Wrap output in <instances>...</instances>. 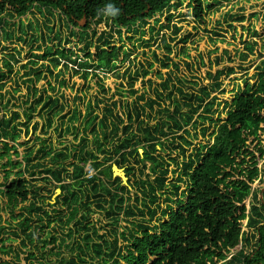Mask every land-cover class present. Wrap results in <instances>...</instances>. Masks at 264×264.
<instances>
[{
	"label": "trees",
	"instance_id": "16d2710c",
	"mask_svg": "<svg viewBox=\"0 0 264 264\" xmlns=\"http://www.w3.org/2000/svg\"><path fill=\"white\" fill-rule=\"evenodd\" d=\"M181 1L0 0V39L4 43L0 42V50H8L5 43L27 44L26 29L32 32L29 45L37 43L39 38L45 40L41 34L37 37L40 26L23 20L27 14L36 11L41 16L46 13L63 17L69 38L62 43L57 32L53 38L58 41L57 46L45 42L44 46L33 47L42 54H33L35 60L30 64L46 61V65L40 66L50 77L61 67L55 74L59 79L58 89L66 86L60 76L63 69L70 67L84 81L88 76L96 80L95 84L104 91L99 84L100 75L117 69L118 64L130 63L129 58L136 50L135 36H150L163 14H168L166 24L159 25V30H171L172 34L162 35L160 39L166 55L160 60L153 52L151 58L164 68L172 65L178 71L180 64L170 58L173 48L168 41L173 42L181 32L175 24L170 26L173 17L170 13L181 6ZM187 1V9L198 26L205 24L206 11L218 5L216 0ZM110 4L119 9L117 15L108 13ZM83 18L86 25L80 27ZM44 26L48 34L53 33L52 27L46 23ZM102 26L106 30L97 31ZM256 34L253 32L252 37ZM190 36L185 32L176 41L180 45L177 52L187 59L190 56L185 45ZM46 39L52 40L50 36ZM73 41L75 46L67 48ZM254 46L250 41L245 50L252 54ZM15 51L0 62L7 73L19 62ZM230 55L227 50H221L215 63L219 64L222 56L232 62ZM235 55L240 62L248 58L242 50ZM205 59L204 53H199L193 61L204 65ZM145 64L146 68L141 64L143 77L154 67L146 59ZM184 64L190 65L188 61ZM254 69V74L243 79L235 91L231 90L223 103L219 102L220 96H224L222 77L233 75V68L217 71L213 76L208 73V83L193 90H186L182 80L172 72L152 90L153 98L147 97L146 92L137 95L131 84L129 95L134 99L130 103L122 101V95L118 94L116 100L109 98V102L104 97H95L92 104L85 106L78 126L81 116L78 106L61 116L59 127H65V133H74V138L82 134L77 145L62 150L38 136L35 137L37 148L20 143V134L29 133L36 110L49 111L46 127L51 128L52 118L68 107V98L63 95L39 94L32 101L37 90L29 87L24 101L29 107L22 113H10L9 118L7 114L0 118V163L4 171L0 189L4 207L0 210L7 211L17 225V230L4 235L0 218V264H21L19 256L24 257V264H33L36 254L41 258L37 264H78V259L87 264V260L80 258L83 252L76 259H69L61 251L65 248L71 253L75 244L79 250L86 249L94 264H264V162L259 167L264 161V60ZM157 74L162 80L160 73ZM28 75L38 80L43 72L34 69ZM6 76L0 70V91ZM47 84L51 91L55 90L50 82ZM81 100L80 96L73 99L75 103ZM65 116L69 126L63 122ZM37 125L31 129L35 131ZM191 138H200L203 143L193 146ZM19 147H24L22 156ZM169 148L167 160L162 152ZM87 164L95 171L89 178L84 171ZM171 165L174 170H169ZM112 166L124 172L125 185L120 178L113 177ZM169 173L176 177L170 180ZM26 176L31 179L27 180ZM39 176H42L40 181L50 182L60 190L54 203H51L52 191L36 184ZM256 182L262 187L254 189ZM90 197L95 198L96 206L109 217L122 213L125 218V226L113 231L111 242L103 240L105 233L98 234L97 219L95 224L89 222L94 215ZM58 226L69 239L66 245L65 239L57 243ZM90 235L101 242H93ZM16 240H20L19 244L13 248ZM90 247L94 255L90 254Z\"/></svg>",
	"mask_w": 264,
	"mask_h": 264
},
{
	"label": "rangeland",
	"instance_id": "374dc122",
	"mask_svg": "<svg viewBox=\"0 0 264 264\" xmlns=\"http://www.w3.org/2000/svg\"><path fill=\"white\" fill-rule=\"evenodd\" d=\"M212 1L213 0H209V2ZM216 1H218V5H215L210 10L206 11L205 24L203 26H198L196 23H194L189 9H187V0H182L181 6L178 7L174 12L170 13L173 14V17L170 21V26L175 24L178 28L181 29V32L177 35L173 42L168 41V43L173 48V53L170 58L176 59L178 64H180L178 71L173 70L172 65H169L168 68H164L161 66V63H154L153 59L151 58L153 52L160 60L165 57L166 54L163 50L160 39L162 35H165L167 37L172 36L171 30H159V25L166 24L165 17L168 14H163L161 22L156 26L155 32L150 35L152 36V40L148 34L144 36H135L133 46L136 50L129 58L130 63L126 62L123 64H118L117 69L105 73V75H100L102 80L99 84L103 86L104 91H102L101 88H99V86L95 84L96 80H94L93 78L91 79V77L88 76L87 80L84 81L83 79H81L80 75H74L70 67H68L66 71L63 69L64 74L60 77H63L65 79L66 86L59 89L56 87L59 79L56 78L55 74L57 73V71H59V69H61V67L53 71L52 77H50L46 70L43 69L42 76L46 77L47 79L41 78V76L40 79L35 80V76H27V74H29L31 70H34L41 64H47L46 61L41 62L40 60L37 61V65L30 64L31 61L35 60L34 58H32L33 54H42V51H36L33 49V47L40 44H43L44 46L45 42L48 46H57L58 41L53 39L55 33L57 32H60V40L62 41V43H64L65 40L69 38V29L67 28L66 20L63 17L59 18L57 17V15L51 17L46 13H44V16H41L36 11H33L32 14H27L23 17V20L30 21L33 26H40L37 37H39L41 34L45 37V40L43 41V39L39 38V41L37 43L29 45L28 40L32 32L26 29L28 33V35L26 36L27 44L21 42H12V44L8 45L7 43H5L8 47V50H0V62L2 60H5L7 55L14 53L13 50H16L15 56L19 61L17 64L13 65V69L10 73H7V70L5 68H2L3 64L0 63V70H2V72L6 73L7 75L3 82H1L4 84V88H2L0 91V118H2L5 114H7V117L9 118V116L11 117L10 113H22L24 112V110H26V107H29V105H24V101L29 95L28 92L30 91L28 88L31 86L33 89L37 90L36 97L31 98L32 101H34L39 94L57 97L63 95L67 97L68 107L59 116L52 118L51 128L46 127V114L49 111L45 110L41 112L39 110H36L32 114V120L28 127L29 133L26 135H24L23 133L20 134V143L24 142L26 144V147L29 146L32 148H37L35 137L38 136L42 139H46L47 141L52 142L57 150H62L65 147H72L74 145H77L79 143V138H81L82 136V134H80L78 138H74V133H65V127H59L61 124V116L66 115L68 112L72 111L75 106H78L81 114L79 122L76 124V126H78L82 116L85 113V106L89 102L92 104L95 97H104L105 99H108L107 101L109 102V98L116 100L118 98L116 94H118L122 95V101H127L128 103H130V101L134 99L133 96L129 95V86L131 84L133 85L132 89L137 91V95L146 92L147 97L153 98L154 93L152 90L156 88L160 82L163 81V78H165V75L167 73L172 72H175L176 76L182 80L181 82L183 83V87H185L186 90H193L195 87L206 85L208 83V73L213 76L217 71L223 70L225 68H233V75L228 78L222 77V89H224V96H220L219 102L223 103L229 97V92L231 90L235 91L237 87H240L243 83V79L250 78V76H252L255 72V66L261 60H264V0ZM252 14H256V16H252ZM241 18H243V21L239 22ZM46 19H49V22H46ZM150 22L152 23V20ZM44 23L53 28L52 34H48V32L45 30ZM247 29H249V31H247ZM103 30H106L104 26L97 29V31ZM185 32L191 34L189 41L185 45V47L189 49V59L183 57L181 54H179V52H177L180 45L177 44L176 41L179 37H182ZM253 32L257 33L255 37H252ZM48 36L52 38L51 41H48L46 39ZM250 41H253L255 43L252 54L249 51L245 50V47L247 46V44H249ZM0 42L1 45L4 44L2 43L1 39ZM73 42V45L69 44L66 45V47L72 48L73 46H75L76 42ZM78 48H82V46H79ZM221 50H227L231 54L230 57L232 62H228L227 58L225 56H222L219 64L215 63V58H220ZM238 50H242L244 53L248 54V58L245 62H240L236 57L235 54ZM142 52L145 53L144 56L141 55ZM199 53H204L205 55L206 59L204 65H202L201 63H195L193 61V58L196 57ZM145 59L149 60V62H152L154 67L151 69V71H149L150 73L148 76L143 77L141 73V64L143 65V68L147 67L145 64ZM184 61H188L190 65L187 67L184 64ZM242 68L246 69V71H244ZM137 72L139 73L137 74ZM157 72L162 76V80L157 76ZM129 78H131L132 80H130ZM29 79L32 80L31 83L28 81ZM148 80L152 81L151 84H149ZM48 82L51 83L50 87L53 86V88L55 89L54 91H51L50 88L47 87ZM75 96H80L82 100L75 103V101H73ZM7 101H9V105H6L7 107L5 106V108L4 105ZM221 110L222 106L219 107V111ZM95 112L98 113L99 111ZM222 112L223 114L226 113V111ZM51 115H53V112L51 113ZM21 120L22 119H20V121ZM63 122L64 124L69 126L67 116H65ZM36 124H38L37 128L35 131H33L31 129V126ZM54 129H57L56 132L54 131ZM22 130L24 132V128ZM198 130L199 128L197 129V131ZM191 141L193 146H198V144L203 143L202 139L200 138H191ZM23 150L24 147L18 148L20 156L24 154ZM169 150L170 148L165 150V152H162V155L165 156L167 160L169 157ZM173 156H175V153L173 154ZM21 161L22 160L20 158L19 162ZM180 161L181 158L178 159V162ZM263 162L264 161L260 162L259 167L262 166ZM4 163L5 161L2 160V165H4ZM21 164L23 165L24 163L21 162ZM86 167L87 170H90V167H88V165ZM171 169L174 170V166L171 165L169 170ZM168 177L170 180L172 178L174 179L176 177V174L173 175L172 173H169ZM3 178L4 171L0 163V189L3 188L1 186V184L3 183ZM41 178L42 176L36 178V184L42 185L47 191H52V194H54L56 186L54 187V184H50V182L40 181ZM11 179L12 176L9 177V180ZM26 179L30 180L31 178L26 176ZM258 187L262 186L256 182L253 188L257 189ZM51 197H53V195ZM106 200H109V197H106ZM89 202L93 203L91 205V209L94 212V215L91 216L89 222L95 224V220L97 219V229H99L98 234L101 235L105 233L106 237L103 240L111 242L113 239V231H116L117 229L119 230L123 226H125L124 216L122 215V213H120L119 215H115L114 213L113 216L109 217L106 212H103L96 206L97 201L95 200V198L90 197ZM107 204H104L105 208H108ZM3 207V199L0 197V208ZM45 210H49L51 216L54 215L53 211H51L50 209L45 208ZM0 218H2L1 227L5 228L4 235L9 234V231L17 230L15 221L10 218V215L7 211L0 210ZM116 220L117 225H115ZM55 232L57 243L61 239H65V245L69 242V239L66 238L65 231L62 230L60 226H58ZM78 234L80 235V237H82L83 235L82 233ZM79 235H77L76 238H78ZM90 236L91 238H93V242H101V240H99L97 237H93L92 235ZM19 241L20 240L14 241V243L12 244L13 248H15L19 244ZM83 244H85V242H83ZM83 244H81V246H84ZM89 246H91V244H89ZM41 250L42 247H40V253H43V251ZM103 250L106 251V248L103 247ZM61 251H63V254L65 256H68L69 259H76L78 254L83 252L84 256H82L81 254L80 258L87 260V264H91L92 262L89 259L88 255H86V249L84 247H81V250H79L77 248V244H75L71 253L65 248L61 249ZM90 251V254L94 255L93 249L91 247ZM35 256L37 259L33 264H37L39 261H41V258L38 256V254H36ZM19 257L22 260L21 264H24V257ZM7 260H9V258ZM227 260H229V258ZM77 263L83 264L79 262V259L77 260ZM92 264H94V261L92 262Z\"/></svg>",
	"mask_w": 264,
	"mask_h": 264
},
{
	"label": "water",
	"instance_id": "95a60500",
	"mask_svg": "<svg viewBox=\"0 0 264 264\" xmlns=\"http://www.w3.org/2000/svg\"><path fill=\"white\" fill-rule=\"evenodd\" d=\"M85 24H86V20L83 18V19L79 22V26L83 27V26H85ZM139 152L141 153L142 151L139 150ZM112 175H113L114 178H116V177L120 178V179L122 180V183H123L124 185L126 184V180H127V179H126V177H125L124 172H123L121 169H117L116 166H112ZM59 194H60V190H59V189H56V190H55V193H54V195H53V197H52V201H51V203H54L55 198H56Z\"/></svg>",
	"mask_w": 264,
	"mask_h": 264
},
{
	"label": "built area",
	"instance_id": "2783aa9c",
	"mask_svg": "<svg viewBox=\"0 0 264 264\" xmlns=\"http://www.w3.org/2000/svg\"><path fill=\"white\" fill-rule=\"evenodd\" d=\"M87 165H88V167H90V170H87V167H86ZM87 165L85 166L84 171L86 172V177L89 178V177H92V176L95 175V171H94L93 168L90 166V164H87Z\"/></svg>",
	"mask_w": 264,
	"mask_h": 264
},
{
	"label": "clouds",
	"instance_id": "9594fccd",
	"mask_svg": "<svg viewBox=\"0 0 264 264\" xmlns=\"http://www.w3.org/2000/svg\"><path fill=\"white\" fill-rule=\"evenodd\" d=\"M119 12V9L114 8L111 4L108 5V13L111 15H117Z\"/></svg>",
	"mask_w": 264,
	"mask_h": 264
},
{
	"label": "flooded vegetation",
	"instance_id": "af4514ba",
	"mask_svg": "<svg viewBox=\"0 0 264 264\" xmlns=\"http://www.w3.org/2000/svg\"><path fill=\"white\" fill-rule=\"evenodd\" d=\"M36 65H37V64H36ZM42 70H43V69L41 68V66H38V67L35 68V71H36L37 73H40Z\"/></svg>",
	"mask_w": 264,
	"mask_h": 264
}]
</instances>
